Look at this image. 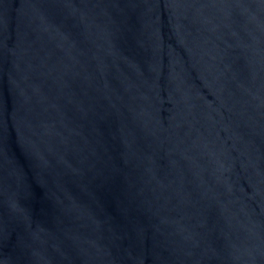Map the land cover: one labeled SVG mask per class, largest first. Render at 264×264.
Wrapping results in <instances>:
<instances>
[{"label":"water","instance_id":"obj_1","mask_svg":"<svg viewBox=\"0 0 264 264\" xmlns=\"http://www.w3.org/2000/svg\"><path fill=\"white\" fill-rule=\"evenodd\" d=\"M0 264H264V0H0Z\"/></svg>","mask_w":264,"mask_h":264}]
</instances>
